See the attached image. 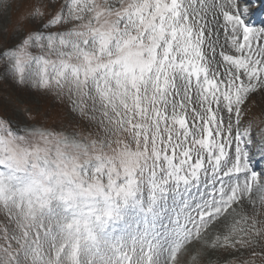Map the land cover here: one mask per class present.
<instances>
[{"label": "snow or ice", "instance_id": "snow-or-ice-1", "mask_svg": "<svg viewBox=\"0 0 264 264\" xmlns=\"http://www.w3.org/2000/svg\"><path fill=\"white\" fill-rule=\"evenodd\" d=\"M256 2L0 0V264H264Z\"/></svg>", "mask_w": 264, "mask_h": 264}, {"label": "rangeland", "instance_id": "rangeland-1", "mask_svg": "<svg viewBox=\"0 0 264 264\" xmlns=\"http://www.w3.org/2000/svg\"><path fill=\"white\" fill-rule=\"evenodd\" d=\"M60 2H63V0H60ZM24 11V4H21L18 10L14 8L10 14L12 23H15L17 17ZM10 28L11 25H9ZM10 95L16 96L17 93L11 85L0 82V106L5 104ZM27 106L33 109L32 114L36 120L48 127H59L61 120L65 118L67 112V105L58 102L52 94L46 96L33 94L28 98ZM20 107H24V105H20ZM245 113V123L248 121L253 122L252 131L254 134L258 133L261 128H264V94L257 93L251 95L247 101ZM0 219H2V214H0Z\"/></svg>", "mask_w": 264, "mask_h": 264}, {"label": "bare ground", "instance_id": "bare-ground-1", "mask_svg": "<svg viewBox=\"0 0 264 264\" xmlns=\"http://www.w3.org/2000/svg\"><path fill=\"white\" fill-rule=\"evenodd\" d=\"M260 5L262 4H259L257 8L254 5L251 6L253 14H251L249 18L254 20L255 22L259 21L261 15L264 13L263 6ZM262 163L263 162H258L257 165H261Z\"/></svg>", "mask_w": 264, "mask_h": 264}]
</instances>
